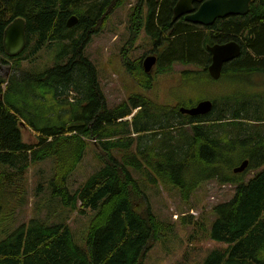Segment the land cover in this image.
<instances>
[{
	"label": "trees",
	"instance_id": "trees-1",
	"mask_svg": "<svg viewBox=\"0 0 264 264\" xmlns=\"http://www.w3.org/2000/svg\"><path fill=\"white\" fill-rule=\"evenodd\" d=\"M129 1L0 0V56L8 59L1 62L17 63L9 80L0 78V217L13 218L24 200L27 172L50 158L51 197L74 210H97L86 249L75 244L67 225L32 219L3 238L0 233V264H143L152 244L171 229L147 202L139 207L144 195L131 170L150 176L155 185L178 188L185 199L208 180L236 187L229 201L214 208L208 230L209 240L228 247L212 250L202 264H264V0H253L246 16L220 19L210 27L174 21L179 0H137L131 8V48L144 33L158 58L152 73H145L141 59H124L144 90L176 65L184 67L185 86L224 82L219 93L204 98L214 103L212 111L197 117L180 112L185 101L170 107L142 95L108 107L97 66L85 49ZM73 15L78 24L68 28ZM19 17L26 21L27 47L9 57L4 31ZM231 41L241 45V55L215 81L208 72L207 47ZM54 45L55 66L40 73L20 70L21 61H33ZM22 122L36 143L23 140ZM92 140L101 167L71 193L68 180ZM245 160L247 173L235 174Z\"/></svg>",
	"mask_w": 264,
	"mask_h": 264
},
{
	"label": "rangeland",
	"instance_id": "rangeland-1",
	"mask_svg": "<svg viewBox=\"0 0 264 264\" xmlns=\"http://www.w3.org/2000/svg\"><path fill=\"white\" fill-rule=\"evenodd\" d=\"M136 3L137 0H130L115 10L106 21L104 28L92 36L85 49L86 57L97 66L99 84L106 96L108 107L112 108L133 95H142L149 97L158 105L173 107L180 101H185V107L191 108L199 101L205 100L208 93H219L224 82H216L210 88L185 86L180 79V73L184 70L182 65H176L169 75L156 76L151 90H144L135 81L124 66V59L131 61L141 59L143 66L146 57L156 55L151 52V45L148 44L144 33L137 39L133 49L131 48L135 40L133 42L128 28L131 8ZM55 48L56 45L48 51L40 52L33 61H21L20 70L40 73L55 66L57 64ZM1 60L8 61V59L6 56H0V78L9 80L16 70L17 63L9 61V64H6ZM34 85L36 86L35 82H32L31 86ZM235 89L238 87H232V90ZM66 94L64 97L68 99V92ZM70 96L72 101L74 96L73 94ZM44 110L45 108H41L40 112ZM136 113L137 111H134L132 116ZM22 133L26 143H36L35 135L27 126L22 127ZM145 141L148 142V138ZM95 142L92 140V143H89L82 162L68 180L71 193H76L80 186L101 167L96 157L98 151ZM131 173L139 182L144 195L139 207L147 202L152 211L171 229L160 235L152 244L143 264H202L212 250L228 247L209 240L208 230L216 218L214 208L229 201L234 196L236 187L208 180L196 186L185 199L178 188L165 187L160 183L155 185L150 176L139 174L136 170H131ZM54 174L52 158L31 166L26 175V193L21 207L17 209L13 218L6 220L0 217L2 238L22 224L37 219L47 225H67L75 244L86 249L90 224L97 210L86 211L82 210L81 206L74 210L72 206L64 205L58 198H52L48 184ZM250 176L252 173H249L248 177ZM188 218L192 221L191 224L185 222Z\"/></svg>",
	"mask_w": 264,
	"mask_h": 264
},
{
	"label": "water",
	"instance_id": "water-1",
	"mask_svg": "<svg viewBox=\"0 0 264 264\" xmlns=\"http://www.w3.org/2000/svg\"><path fill=\"white\" fill-rule=\"evenodd\" d=\"M253 0H179L174 7V21L181 18L187 23L202 27L213 26L217 20L226 19L232 16H246ZM200 3L196 9L195 4ZM79 18L71 16L67 21V27L73 28L78 24ZM27 25L25 19L19 17L10 23L4 31L3 47L9 57L20 55L27 47ZM207 50L212 56L208 72L210 77L218 81L222 77L223 68L229 62L234 61L241 55V45L237 41L225 44H215L208 46ZM158 58L150 55L145 58L143 68L145 73H152ZM214 103L209 100H201L191 108L181 107L180 112L192 117L205 116L213 109ZM22 127L26 126L24 122ZM249 165V161H243L233 172L235 174L244 173Z\"/></svg>",
	"mask_w": 264,
	"mask_h": 264
},
{
	"label": "flooded vegetation",
	"instance_id": "flooded-vegetation-1",
	"mask_svg": "<svg viewBox=\"0 0 264 264\" xmlns=\"http://www.w3.org/2000/svg\"><path fill=\"white\" fill-rule=\"evenodd\" d=\"M184 19V18H183ZM8 56V55H7Z\"/></svg>",
	"mask_w": 264,
	"mask_h": 264
}]
</instances>
